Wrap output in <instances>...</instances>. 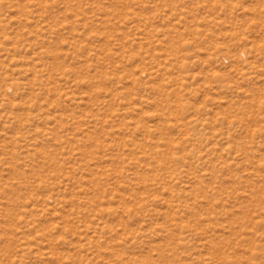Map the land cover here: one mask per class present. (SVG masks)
I'll return each mask as SVG.
<instances>
[{
    "label": "rangeland",
    "instance_id": "374dc122",
    "mask_svg": "<svg viewBox=\"0 0 264 264\" xmlns=\"http://www.w3.org/2000/svg\"><path fill=\"white\" fill-rule=\"evenodd\" d=\"M262 215L264 0H0V264H264Z\"/></svg>",
    "mask_w": 264,
    "mask_h": 264
},
{
    "label": "bare ground",
    "instance_id": "6f19581e",
    "mask_svg": "<svg viewBox=\"0 0 264 264\" xmlns=\"http://www.w3.org/2000/svg\"><path fill=\"white\" fill-rule=\"evenodd\" d=\"M246 132V131H245ZM230 139H229V137H226V144H229L230 143ZM235 146H236V148H235V152L237 153H239L240 151H242V150H240V145L238 146L237 145V143L235 144ZM226 150H227V147L225 148ZM227 152V154L229 153V150H227L226 151ZM226 165L228 166V163L226 162ZM227 183V182H226ZM251 196V195H250ZM255 200V199H254ZM259 201V200H258ZM254 212V211H253ZM255 214H256V212H255ZM263 216V215H262ZM264 217V216H263ZM252 217H250V219H251ZM258 220L259 219H257L256 220V218L253 220V224H254V226H253V228H255L257 225H258ZM262 227H263V225H262ZM254 231V230H253ZM259 231H261V229L259 230ZM243 235V234H242ZM249 236H246L245 238H247V239H249L248 238ZM260 237H261V239L262 240H264V233L262 232L261 234H260ZM239 238V237H238ZM261 240V241H262ZM260 241V242H261ZM241 242V241H240ZM259 242V243H260ZM250 243V242H249ZM252 247H251V252H250V254H251V256L254 258V257H256V255H257V253H255L254 251L257 249V250H262L263 251V253H264V242L260 245V244H257V243H255V241L254 240H252ZM233 246V245H232ZM236 251H233V253H234V256H236V253H235ZM247 255V254H246ZM225 256V255H224ZM225 259H227V255L224 257ZM250 258L251 257H249V259L248 260H250ZM256 259V258H255ZM237 263L238 264H246V262H244V263H241L240 261H237ZM247 264H254V263H252V262H250V261H247Z\"/></svg>",
    "mask_w": 264,
    "mask_h": 264
}]
</instances>
